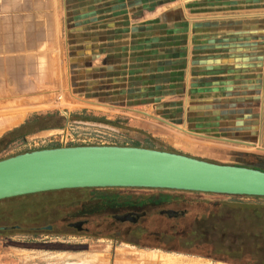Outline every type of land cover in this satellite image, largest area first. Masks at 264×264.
Here are the masks:
<instances>
[{
    "label": "crops",
    "instance_id": "1",
    "mask_svg": "<svg viewBox=\"0 0 264 264\" xmlns=\"http://www.w3.org/2000/svg\"><path fill=\"white\" fill-rule=\"evenodd\" d=\"M47 55L95 59L103 102L155 109L204 153L264 171V0H0V91Z\"/></svg>",
    "mask_w": 264,
    "mask_h": 264
},
{
    "label": "rangeland",
    "instance_id": "2",
    "mask_svg": "<svg viewBox=\"0 0 264 264\" xmlns=\"http://www.w3.org/2000/svg\"><path fill=\"white\" fill-rule=\"evenodd\" d=\"M80 56L57 55V60L54 61V55H47V57L36 61V67L21 69L24 75L19 79L15 91H0V137L5 129L17 124L25 116L27 120H30L34 114L56 112L61 117L60 126L56 128L50 127L35 131L24 137L16 138L17 135H14V139L12 136H8L4 144L0 145V160L23 152L54 146H132V144H137L143 148L188 154L189 157H199L202 158L200 160L217 164L252 163V159L249 157L235 159L230 155L219 156L209 152H207L209 154L204 153L201 147L193 144L190 137L176 133L174 129H177V126L167 125L164 120L155 115V109L145 111L146 109L141 107H127L124 104L120 106L103 102V94L99 93L100 89L102 90V85L97 87L96 82L98 77L97 61L90 59L87 62L89 70L82 69ZM6 82H9L8 79ZM113 88L111 87V89ZM125 89L128 90L127 87ZM110 93L116 97L122 96L126 92ZM110 93L106 92L104 95L107 96ZM7 100L13 101L12 106L8 105L9 101ZM22 100L27 105L16 106ZM109 100L111 102L115 99L106 97L105 101L109 102ZM51 122L55 124L54 120ZM45 123L48 126L52 124L50 121ZM160 135L165 137L162 139ZM180 192L183 191H177V193ZM87 193L82 191L66 195L73 199L71 200L73 203L60 207L55 206V209L52 208L50 211L51 215L39 224L23 226L10 222L14 219L18 221L22 218L21 216L9 215L5 218V221L10 223L2 222L0 225H18L19 227L17 230L0 236V264H161L159 261L167 254L172 259L168 264H229L215 260V258H230L226 254L230 251L228 246L230 239L224 237L219 240L216 232H211L209 229L203 237H197L198 234L194 230H200L203 225L206 228L207 224L211 222H221L222 224L236 222L238 225L244 218L243 213H234L227 207L222 208L223 210L218 212L219 215H215L218 217H211L210 209L212 207L210 205L212 202H243L264 205V198L260 197L183 192L179 194V200H184L187 204L183 207L179 205L169 207L174 212L184 211V216L173 222L182 233L178 238L165 236L162 241L159 240V244L165 245L169 249V251H162L139 248L118 239L98 238L96 233L92 232L88 236L76 234L68 229L67 221L62 220V215L67 210L71 211L78 207V201L85 200L88 196ZM121 193L138 196L173 192L132 188V190H125ZM34 201L36 200H20L18 205L25 202H29L27 205H33ZM151 202L153 199L147 198L141 204ZM37 204L39 203H35V205ZM6 205L5 203L4 206ZM55 210H57V214L54 217ZM261 217L264 218V212ZM58 218L61 222L53 221ZM110 219L109 216L107 219L106 217L90 219L88 226L94 228L98 222L106 224L112 221ZM22 220H20L21 223ZM159 220L162 222L153 221V225L160 229L166 220L165 215L160 216ZM150 224H152L151 221ZM45 225L52 226L49 233L41 228ZM239 226L242 227V225ZM186 233L190 235L188 236ZM172 249L181 250L183 253L172 251ZM137 254L140 255L139 258Z\"/></svg>",
    "mask_w": 264,
    "mask_h": 264
},
{
    "label": "water",
    "instance_id": "3",
    "mask_svg": "<svg viewBox=\"0 0 264 264\" xmlns=\"http://www.w3.org/2000/svg\"><path fill=\"white\" fill-rule=\"evenodd\" d=\"M90 188L264 198V171L207 162L175 152L116 145L46 148L0 160V200ZM119 219H130L129 214Z\"/></svg>",
    "mask_w": 264,
    "mask_h": 264
},
{
    "label": "trees",
    "instance_id": "4",
    "mask_svg": "<svg viewBox=\"0 0 264 264\" xmlns=\"http://www.w3.org/2000/svg\"><path fill=\"white\" fill-rule=\"evenodd\" d=\"M49 120H54V125H46L45 122ZM61 117L58 116L56 112H50L47 114H34L32 118L26 120L18 128L11 130L3 134L0 137V145L4 144V141L8 136L14 137H24L25 135L32 133L36 130L42 128H56L60 126ZM45 124V125H44ZM137 132V131H136ZM15 135V136H14ZM14 136V137H13ZM133 147H140L137 144H132ZM59 147V146H54ZM50 147V148H54ZM171 152V151H167ZM124 190H132V188H90V189H72V190H60V191H49L38 194L24 195L9 199H4L0 201V220L5 221L9 215L14 217L21 216L18 221H10L12 223L21 224L22 219L32 218L34 224H39L45 221L49 215L52 208L68 205L73 203L68 196L73 192H88L87 200H79V206L73 208V210H67L64 215H62V220L69 221L71 219H80L83 215H87L92 211H98L102 209L117 208L120 206H130L138 202L139 197L137 196H123L117 193ZM139 190V189H137ZM140 190H153L157 192H173L165 193L167 194V199H179V194L177 191L161 190V189H140ZM178 194V195H177ZM34 199L33 205H27L28 203H21L18 205L20 200ZM38 199L42 200L39 201ZM162 201H165L166 198L163 197ZM17 202V203H16ZM7 204L4 206V204ZM35 203H39L35 205ZM210 213L211 217H218V212H221L222 208H230L237 213H243L244 218L240 223L232 222L228 224H222L221 222H211L208 223L206 228L204 225L200 230H194L200 237H203L205 233H208V229L211 232H216L219 240L220 238L227 237L229 241V249L226 254L230 258L220 259L215 258V260H220L229 264H264V218H262V213L264 212V205L253 204V203H243V202H214L211 204ZM87 210H86V209ZM57 209V208H56ZM57 214V210H55ZM215 213V214H214ZM263 219V220H262ZM176 219L166 220L167 224V236L172 238H178L181 235V231L178 230L179 227H176L173 222ZM24 222V220H22ZM7 222V223H10ZM22 222V223H23ZM239 225H242L240 227ZM155 234V233H154ZM188 234V233H186ZM156 235V234H155ZM190 234H188L189 236Z\"/></svg>",
    "mask_w": 264,
    "mask_h": 264
},
{
    "label": "flooded vegetation",
    "instance_id": "5",
    "mask_svg": "<svg viewBox=\"0 0 264 264\" xmlns=\"http://www.w3.org/2000/svg\"><path fill=\"white\" fill-rule=\"evenodd\" d=\"M54 124V123H53ZM52 125V124H49ZM125 191V190H124ZM121 191V192H124ZM117 193L119 195L123 196H132L133 194L129 193ZM167 194L165 193H154V194H144V195H138L139 197L138 202H135V204H132L130 206H120V207H113L110 209H102V210H96L92 211L87 215H83L80 220H72L68 221L66 224L67 228L72 230L76 234L86 235L88 236L90 232L96 233L98 238H113L115 240H119L121 242L129 243L132 246H136L139 248H148V249H159L162 251H169L167 246L159 244V240L162 241V238L167 236V224H165L166 220L169 219H178L184 216V211L178 210V211H172L169 207L179 205L183 207L185 204H187L184 200L179 199H167ZM163 197L166 198L165 201H162ZM152 198L153 202L147 203V204H141L144 199ZM87 200V198L85 199ZM155 200V202H154ZM140 203V204H139ZM214 203V202H212ZM211 206V205H210ZM170 212L172 213L171 215ZM129 214L130 219H124L120 220L119 218L122 215ZM51 215V214H50ZM165 215L166 220L164 223H162V228L154 227L153 221L159 222V217ZM56 216V213H54V217ZM110 217V221L108 223H97L98 225L94 228H89V222L90 219L95 218H105ZM134 216V217H133ZM53 219V218H52ZM32 218L26 217L24 219V222L21 223L23 226L25 225H32L34 224L32 221ZM58 219H54L53 221H57ZM150 221L152 224H150ZM59 222H61L59 220ZM162 222V221H160ZM0 223H2V220H0ZM5 223V222H3ZM79 223L77 226H71L72 224ZM161 224V223H160ZM18 225L13 226H6V225H0V236L4 233H8L12 230H17ZM47 227V228H46ZM43 230L45 232H50L52 226L51 225H45L43 227ZM156 235H155V234ZM97 238V239H98ZM161 243V242H160ZM172 251H177L180 253H183L181 250L172 249Z\"/></svg>",
    "mask_w": 264,
    "mask_h": 264
},
{
    "label": "bare ground",
    "instance_id": "6",
    "mask_svg": "<svg viewBox=\"0 0 264 264\" xmlns=\"http://www.w3.org/2000/svg\"><path fill=\"white\" fill-rule=\"evenodd\" d=\"M140 256V255H139ZM163 257V256H162ZM170 260H172L171 259V257L167 254V255H165L163 258H162V262L161 261H159L161 264H168V262L170 261ZM173 262V261H172Z\"/></svg>",
    "mask_w": 264,
    "mask_h": 264
}]
</instances>
